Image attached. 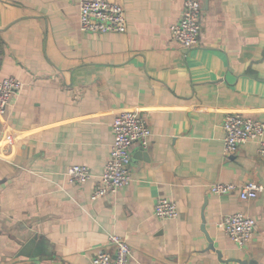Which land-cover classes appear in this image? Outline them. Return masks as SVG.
<instances>
[{
  "label": "crops",
  "instance_id": "obj_1",
  "mask_svg": "<svg viewBox=\"0 0 264 264\" xmlns=\"http://www.w3.org/2000/svg\"><path fill=\"white\" fill-rule=\"evenodd\" d=\"M81 0H0V77L24 81L0 114V264H93L110 234L127 239L130 264H264V189L253 199L215 193L216 181L264 186V158L248 141L224 151L226 114L264 121V0H202L199 45L170 26L184 0L123 4L124 32L80 29ZM146 115L147 147H132V181L93 200L110 156L113 119ZM93 177L68 181L73 164ZM159 197L180 214L159 218ZM257 220L239 247L219 226L230 212ZM38 234L47 254L18 255Z\"/></svg>",
  "mask_w": 264,
  "mask_h": 264
},
{
  "label": "built area",
  "instance_id": "obj_2",
  "mask_svg": "<svg viewBox=\"0 0 264 264\" xmlns=\"http://www.w3.org/2000/svg\"><path fill=\"white\" fill-rule=\"evenodd\" d=\"M80 29L90 33L124 32L127 29L125 7L118 1L81 0L79 3ZM203 27L202 0H184L181 17L171 24L172 39L185 48L197 46L201 42ZM24 86V81L14 75L0 77V114H4L13 96ZM113 141L110 156L99 175L91 198L97 200L106 194H115L132 181V147L138 144L147 147L153 129L146 115L136 109H123L113 119ZM224 129V151L226 155L235 153L248 141L257 143V152L264 158V121L241 113L226 114L222 123ZM66 175L70 183L83 184L94 175L86 164H73ZM215 193L238 191L241 198H256L264 189L261 183L248 180L242 183L216 181L209 185ZM159 218H176L180 211L177 203L167 197H159L154 207ZM224 232L243 247L257 231V220L242 211L225 214L219 221ZM108 245L115 251L101 247L92 258L93 264H130L133 259L132 247L126 238L110 234Z\"/></svg>",
  "mask_w": 264,
  "mask_h": 264
},
{
  "label": "water",
  "instance_id": "obj_3",
  "mask_svg": "<svg viewBox=\"0 0 264 264\" xmlns=\"http://www.w3.org/2000/svg\"><path fill=\"white\" fill-rule=\"evenodd\" d=\"M48 242L45 237L38 234L33 235L20 249L18 255H24L29 257H36L39 255L50 253L47 250ZM255 264V262H252Z\"/></svg>",
  "mask_w": 264,
  "mask_h": 264
}]
</instances>
